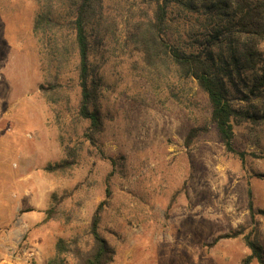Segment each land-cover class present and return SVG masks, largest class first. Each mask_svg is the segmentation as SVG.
I'll use <instances>...</instances> for the list:
<instances>
[{"label": "rangeland", "instance_id": "374dc122", "mask_svg": "<svg viewBox=\"0 0 264 264\" xmlns=\"http://www.w3.org/2000/svg\"><path fill=\"white\" fill-rule=\"evenodd\" d=\"M152 8L105 1L118 43L90 57L103 76L101 128L90 142L89 123L74 117L75 59L64 73L69 105L51 106L39 92L45 72L32 35L38 5L0 0V264H46L58 240H77L85 254L107 177L111 195L99 234L113 252L109 264H241L249 254L242 236L215 241L234 231L254 233L264 255V121H234L243 161L225 151L195 82L169 78L175 99L133 50L132 27ZM168 19L170 40L193 51L194 18L171 9ZM247 43L246 36L222 35L212 46L216 67L229 65ZM257 50L264 58V39ZM232 74L231 104L263 113L264 87L253 90L255 74ZM192 129L200 133L187 146ZM65 147L75 153L72 165L46 171L68 159Z\"/></svg>", "mask_w": 264, "mask_h": 264}, {"label": "trees", "instance_id": "16d2710c", "mask_svg": "<svg viewBox=\"0 0 264 264\" xmlns=\"http://www.w3.org/2000/svg\"><path fill=\"white\" fill-rule=\"evenodd\" d=\"M35 1L38 12L33 20L32 35L38 44V53L45 72L44 84L39 85V92L51 106H60L63 102L68 106L70 98L66 94L67 86H64V73L75 59L79 95L74 117L89 123L85 137L93 142L95 134L101 128L99 100L103 76L92 66L90 57L99 50L105 51L109 45H117L116 20L107 14L106 0ZM139 1L153 7L151 16H144L133 25V32L129 35L133 50L140 55L144 68L155 78L164 79L175 99L179 98L169 78L195 82L207 97L210 122L214 125L225 151L243 161L245 154L239 152L234 144V121L255 124L264 121V112L255 114L235 108L231 104L230 87H236L233 70L239 74L245 68L255 74L253 90L264 87V58L257 50L258 44L264 39V0ZM171 9H175L179 15L185 13L194 18L193 28L196 31L192 34L194 48L191 52L181 50L169 38L172 34L168 19ZM227 33L246 36L250 43L243 45L238 55L236 50L230 56L231 69L228 64L220 69L215 65L212 46ZM253 90L250 92L253 93ZM199 133V129H192L185 144L189 146ZM65 149L68 159L48 165L46 171L65 170L72 165L75 153L68 147ZM110 195L107 177L105 199L96 207L90 223L92 247L85 254H81L75 248L77 240H58L54 256L46 264H69V255L77 264H109L112 261L113 252L99 234L101 214ZM259 213L264 215V211ZM49 219L48 216L45 220ZM239 236H242L249 250L241 264H251L254 260L257 264H264L263 249L252 232L244 235L234 231L218 236L215 241Z\"/></svg>", "mask_w": 264, "mask_h": 264}]
</instances>
